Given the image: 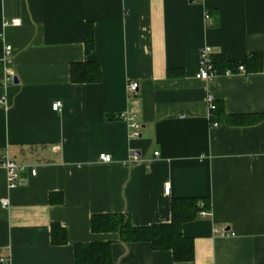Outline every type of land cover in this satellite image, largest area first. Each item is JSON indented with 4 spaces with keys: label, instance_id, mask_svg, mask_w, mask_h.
Masks as SVG:
<instances>
[{
    "label": "crops",
    "instance_id": "crops-1",
    "mask_svg": "<svg viewBox=\"0 0 264 264\" xmlns=\"http://www.w3.org/2000/svg\"><path fill=\"white\" fill-rule=\"evenodd\" d=\"M206 46L230 61L256 52L264 62V0H0V61L17 78L0 81V253L11 264H76L75 244L95 241L112 243L114 264H264V118L214 125L207 101L228 115L264 114V64L197 79ZM90 60L100 80L71 83L70 64ZM122 113L139 123L136 138ZM131 151L141 161L128 163ZM5 158L27 166L14 188ZM52 193L63 202L51 203ZM182 197L210 200L208 216L182 225L193 261L90 229L94 214L168 223L171 200ZM53 222L67 230L65 245L51 244Z\"/></svg>",
    "mask_w": 264,
    "mask_h": 264
},
{
    "label": "trees",
    "instance_id": "trees-1",
    "mask_svg": "<svg viewBox=\"0 0 264 264\" xmlns=\"http://www.w3.org/2000/svg\"><path fill=\"white\" fill-rule=\"evenodd\" d=\"M84 53L88 56L94 48V25L86 22L83 30ZM212 63L217 73L222 74L229 70L236 72L238 65L242 64L245 74L263 70V57L261 53H250L243 60L230 61L224 55H213ZM69 79L71 83H93L101 78V68L94 61H80L71 63ZM3 65L0 61V73ZM168 76H175V70H168ZM214 109L210 111V122H225L231 126L252 125L264 118V114L253 113L242 115H228L221 102H214ZM49 201L54 204L62 203L61 194H50ZM203 203L202 207L199 204ZM200 210H210L208 198L182 197L173 198L170 202V219L168 223H153L149 226H134L130 216L126 213L94 214L90 220V229L93 233L115 232L121 243L147 242L152 250L170 251L175 262H189L194 260V243L192 238L182 234V225L194 221L200 216ZM51 244L65 245L67 230L58 223H51ZM111 242H90L75 244L73 258L76 264H114L111 255Z\"/></svg>",
    "mask_w": 264,
    "mask_h": 264
},
{
    "label": "built area",
    "instance_id": "built-area-1",
    "mask_svg": "<svg viewBox=\"0 0 264 264\" xmlns=\"http://www.w3.org/2000/svg\"><path fill=\"white\" fill-rule=\"evenodd\" d=\"M204 19L212 22V20L210 18V14L208 11L205 12ZM10 24L13 26L19 25L20 19L15 18L14 20H11ZM6 49H7V51H9L11 49V47L7 46ZM212 56H213V53H212V50L209 48V46L201 48L200 59H199L200 67H199L198 72L195 74V78L207 80V79H210V78L218 75L217 70L214 67V64L212 63ZM8 64H9V61H7L5 59L2 61L3 73L0 76V81L2 83L1 85L13 83L14 76L12 74H10L9 70H7V68H6L8 66ZM237 70L241 73H245V68L242 64L238 65ZM225 73L230 74L231 72L229 70H227V71H225ZM137 89H138V82L137 81L128 83L127 90L129 93L135 94ZM207 101H208L209 110L210 111L213 110L214 106H215L213 96L209 95ZM6 104H7V102L5 100V96L0 97V106L3 107ZM61 105H62L61 101H56L52 105V110L53 111H59V109L61 108ZM121 118L128 121V125L130 126V128L132 130L130 136L132 138H136V136L139 135V132H138V129L140 128L139 123L134 119L133 116H127V114H125V113L121 114ZM216 124L217 123L214 122V125H216ZM153 154L155 156L159 155V153L157 151L153 152ZM99 160L101 162L108 163L112 160V157H111V155L101 153V154H99ZM138 161H141L140 154H138L137 151H131L129 160L127 162L128 163H137ZM1 166L6 170V173H7V186L9 188H14L17 185H19L20 181L22 179L23 171L27 168V166L24 164L19 165L9 158H5V160L1 163ZM30 172L32 173V175L36 174L34 169H31ZM169 190H170V185L169 184L165 185L164 194L167 195L169 193ZM1 202H2L3 208H6V206H8V204H9L7 199H1ZM202 205H203V203L200 202L199 206L202 207ZM209 214H210V212L207 210H200V216L201 217H206ZM0 264H11V261L9 260V257L0 253Z\"/></svg>",
    "mask_w": 264,
    "mask_h": 264
},
{
    "label": "water",
    "instance_id": "water-1",
    "mask_svg": "<svg viewBox=\"0 0 264 264\" xmlns=\"http://www.w3.org/2000/svg\"><path fill=\"white\" fill-rule=\"evenodd\" d=\"M13 83H14V84L17 83V78H16V77L13 78Z\"/></svg>",
    "mask_w": 264,
    "mask_h": 264
}]
</instances>
